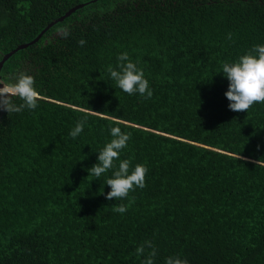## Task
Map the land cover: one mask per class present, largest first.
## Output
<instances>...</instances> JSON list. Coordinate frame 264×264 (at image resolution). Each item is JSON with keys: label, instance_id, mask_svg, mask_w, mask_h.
Instances as JSON below:
<instances>
[{"label": "trees", "instance_id": "trees-1", "mask_svg": "<svg viewBox=\"0 0 264 264\" xmlns=\"http://www.w3.org/2000/svg\"><path fill=\"white\" fill-rule=\"evenodd\" d=\"M91 1L0 0V61L85 4L0 71L33 76L40 93L35 110L0 111V264H142L145 241L154 264H264V168L252 162L264 158V103L231 111L221 73L264 45V0ZM124 52L150 99L110 78ZM116 126L131 134L120 160L148 171L145 188L110 201L115 168L88 169Z\"/></svg>", "mask_w": 264, "mask_h": 264}, {"label": "clouds", "instance_id": "clouds-1", "mask_svg": "<svg viewBox=\"0 0 264 264\" xmlns=\"http://www.w3.org/2000/svg\"><path fill=\"white\" fill-rule=\"evenodd\" d=\"M68 35L65 29H61ZM232 34H228V39ZM83 47L84 40L78 41ZM117 68L109 66L107 71L110 78L115 81L116 86L128 95L139 94L145 99H150L153 92L149 88V82L144 76L142 69L132 62L127 52L117 57ZM221 73L229 81L228 91L225 96L229 103V109L233 112H248L256 103H264V45L253 46L246 54L241 55L235 62H223ZM0 111L7 112L9 116L13 113H21L24 110H35L38 107L40 93L36 90L33 76L24 72L16 76L14 82L0 81ZM17 100L19 103H17ZM87 123L86 118L78 120L69 136L77 138L84 130ZM111 141L98 151V163L88 169L89 177L95 176L99 179L102 174L115 168L112 178L106 179V186L110 187L107 193L108 200H124L129 193L136 188L146 187L147 167L142 164L135 165L130 171L131 161L120 160V152L127 147L131 138L130 133H124L119 126L110 128ZM120 161L118 166L115 161ZM256 167L264 168V158L252 161ZM117 204L112 207L115 213L124 214L130 206ZM150 250V251H149ZM137 256H146L142 264H154L157 250L151 241H145L136 249ZM165 264H188L186 259L179 256L168 257Z\"/></svg>", "mask_w": 264, "mask_h": 264}, {"label": "water", "instance_id": "water-1", "mask_svg": "<svg viewBox=\"0 0 264 264\" xmlns=\"http://www.w3.org/2000/svg\"><path fill=\"white\" fill-rule=\"evenodd\" d=\"M99 0H92L91 3L96 2ZM85 4H81L78 5L76 7H74L73 9L69 10L63 17L59 18L58 20L54 21L53 23H50V25H48L35 39V41L33 40L31 43L26 44V45H21L18 46L16 49H14L13 51H11L10 53H7L5 55H3L2 60L0 61V71L2 69V66L4 64V62H6L12 55H14L17 51L20 50H24L26 48H28L29 46L35 45V43L42 37V35L49 30L51 27H53L56 23L62 22L64 21V19L68 18L71 14H73L75 11H77L78 9L82 8ZM3 85H0V88H2Z\"/></svg>", "mask_w": 264, "mask_h": 264}]
</instances>
